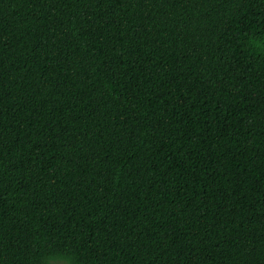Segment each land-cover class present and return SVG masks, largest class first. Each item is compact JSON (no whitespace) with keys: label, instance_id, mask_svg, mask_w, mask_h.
I'll return each instance as SVG.
<instances>
[{"label":"trees","instance_id":"1","mask_svg":"<svg viewBox=\"0 0 264 264\" xmlns=\"http://www.w3.org/2000/svg\"><path fill=\"white\" fill-rule=\"evenodd\" d=\"M264 264V0H0V264Z\"/></svg>","mask_w":264,"mask_h":264},{"label":"rangeland","instance_id":"2","mask_svg":"<svg viewBox=\"0 0 264 264\" xmlns=\"http://www.w3.org/2000/svg\"><path fill=\"white\" fill-rule=\"evenodd\" d=\"M52 264H68V262L66 260H54Z\"/></svg>","mask_w":264,"mask_h":264}]
</instances>
